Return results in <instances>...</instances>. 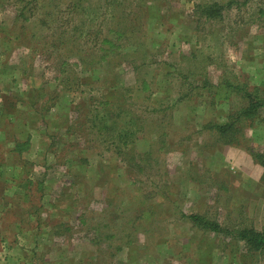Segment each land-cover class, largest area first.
I'll use <instances>...</instances> for the list:
<instances>
[{"label": "rangeland", "instance_id": "obj_1", "mask_svg": "<svg viewBox=\"0 0 264 264\" xmlns=\"http://www.w3.org/2000/svg\"><path fill=\"white\" fill-rule=\"evenodd\" d=\"M246 91L264 0H0V264H264L188 218L264 228Z\"/></svg>", "mask_w": 264, "mask_h": 264}, {"label": "trees", "instance_id": "obj_2", "mask_svg": "<svg viewBox=\"0 0 264 264\" xmlns=\"http://www.w3.org/2000/svg\"><path fill=\"white\" fill-rule=\"evenodd\" d=\"M30 1L33 5L34 4L36 5V0H30ZM203 12L206 13L205 11ZM255 90L256 93L260 92L258 89ZM246 94L247 97H250L251 95L255 96L253 97L255 102L252 103L251 101V103H249L247 107L243 108L242 111H240L236 117L234 118L233 116L228 117L227 123H223V124L217 123L214 124V126H212V129H215L219 133L220 139H222V142L225 144L237 143L238 135H240V137H243L241 128L236 126V122L239 120L240 117H244L248 120H251L256 116L258 109L264 106V98L255 94V91L254 92L246 91ZM100 119H104L103 114H101ZM130 135L131 134H124V133L123 135H121L120 133H118L117 137L118 139L123 140V142L124 141L127 142ZM252 155L256 159V161H258V163L262 167H264V151L261 154L252 153ZM130 156H131V164H132L135 162V159L133 158L132 155ZM188 218L191 220V223L194 226L199 227L203 231L229 235L228 237L231 236L243 242L246 250L249 252L264 251V228L260 231L256 230L254 227H241V228L228 229V228H222V226L218 223L217 220L209 219L206 216L191 215L188 216Z\"/></svg>", "mask_w": 264, "mask_h": 264}]
</instances>
